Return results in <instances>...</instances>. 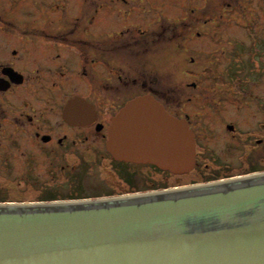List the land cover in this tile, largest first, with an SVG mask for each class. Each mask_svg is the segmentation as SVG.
Here are the masks:
<instances>
[{"label": "flooded vegetation", "instance_id": "obj_1", "mask_svg": "<svg viewBox=\"0 0 264 264\" xmlns=\"http://www.w3.org/2000/svg\"><path fill=\"white\" fill-rule=\"evenodd\" d=\"M241 1L187 0L186 18L161 19L159 31L145 35L136 29L126 39L121 33L115 39L107 36L108 27L97 19L102 5L95 0H82L80 10L85 12L62 24L18 17L21 7L0 3V169L20 166L25 171L73 173L92 168H147L169 175L150 164L117 161L107 150L112 118L127 102L144 95L187 124L198 154L211 153L202 143L216 131L215 114L207 113L220 111L216 117L222 123L221 134L231 138L233 145L249 144V157L264 155V0H248L249 20L244 23L248 35H235L233 61L228 66H220L219 58H215L216 66H203L202 58H195V51L187 48L189 81L163 85L147 59L153 46L186 42L196 27H211L210 39L220 42L222 37L216 33L222 26L224 7ZM27 7L22 11L30 15ZM196 10L199 13L194 14ZM97 31L104 35L97 38L102 40L90 38ZM207 32L194 36L200 39ZM222 48L221 57L226 51ZM112 55L120 56L124 65L112 69ZM97 65L102 67V77L96 76ZM76 99L82 102L72 107L78 123L64 116L67 103ZM245 103L253 108L250 117L255 124L252 131L242 134L239 107ZM228 105L234 110L224 114L222 107Z\"/></svg>", "mask_w": 264, "mask_h": 264}, {"label": "water", "instance_id": "obj_2", "mask_svg": "<svg viewBox=\"0 0 264 264\" xmlns=\"http://www.w3.org/2000/svg\"><path fill=\"white\" fill-rule=\"evenodd\" d=\"M107 150L175 176L196 163L187 124L149 95L112 118ZM78 198L0 203V264H264V172Z\"/></svg>", "mask_w": 264, "mask_h": 264}, {"label": "rangeland", "instance_id": "obj_3", "mask_svg": "<svg viewBox=\"0 0 264 264\" xmlns=\"http://www.w3.org/2000/svg\"><path fill=\"white\" fill-rule=\"evenodd\" d=\"M81 2L82 0H0V3L4 4L14 3L17 5L16 9L21 7L18 17H26L31 20L50 19L56 20L57 23L61 22V24L65 19L76 18L80 11H82L81 14L85 12L80 10ZM95 2L97 5H102L103 9L97 15V19L102 22L100 24L108 27L107 36L112 39L118 37L120 33L123 34V39H126L136 29L147 35L151 31L161 29L159 26L163 24L162 21H159L161 19L169 22V19L186 18L189 15L188 10L184 11V8L187 7V0H95ZM248 4V0H243L238 5L232 4L230 7H224L222 26L216 33L222 37L220 42L210 39L211 27H196L186 42L176 40L171 43L161 42L153 46L147 59H150L149 64H152L151 66L159 74L161 84L168 85V82L174 81V84L179 86L189 81L185 75L190 56L187 48L195 51L192 54L195 58L198 56L202 58L203 66H216L215 58L222 60L219 63L220 66H228L233 61L231 52L234 51L233 39H235V35H248L247 25H244L249 20ZM27 6L31 8L30 15L24 14L22 11L24 8H28ZM62 6L64 8L61 9ZM197 13H199L198 10L194 14ZM234 19H240V22H235ZM205 31H208L207 36L203 35L200 39L194 36L195 32L205 34ZM90 34V38L96 40H102L97 38L104 36L98 34V31ZM222 46L226 51L221 57L219 49ZM111 58L112 69L124 65L121 63L120 56L112 55ZM101 68L100 65L96 66L97 77L103 75ZM169 75L172 78L169 79ZM113 80L115 81L114 77H112ZM222 108L224 114L226 111L234 110V107L229 105ZM252 109L246 103L239 107L238 125L242 134L252 131L250 128L254 127L255 123L250 117ZM212 113L215 114L213 118L215 120L213 121L216 129L215 136L202 140V143L212 151L207 154H198L196 151L195 167L186 175L157 174L147 168L135 171H108L103 168H92L80 169L71 173L44 169L25 171L22 167L17 166L10 171L0 169V203L25 204L51 201L52 199L60 200L185 186L264 172V155L258 154L249 157L251 147L249 144H244L243 141L233 145L231 138L223 136L224 133L221 134L222 123L216 117L221 115L220 111L207 114L211 116Z\"/></svg>", "mask_w": 264, "mask_h": 264}, {"label": "trees", "instance_id": "obj_4", "mask_svg": "<svg viewBox=\"0 0 264 264\" xmlns=\"http://www.w3.org/2000/svg\"><path fill=\"white\" fill-rule=\"evenodd\" d=\"M75 199H80V198H75ZM53 200V199H52Z\"/></svg>", "mask_w": 264, "mask_h": 264}]
</instances>
